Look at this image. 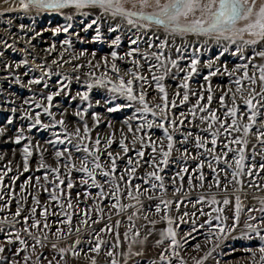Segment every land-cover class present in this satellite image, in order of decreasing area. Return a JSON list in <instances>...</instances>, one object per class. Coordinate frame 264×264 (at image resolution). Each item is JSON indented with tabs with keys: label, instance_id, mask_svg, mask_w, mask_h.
Returning a JSON list of instances; mask_svg holds the SVG:
<instances>
[{
	"label": "snow or ice",
	"instance_id": "6c2138e0",
	"mask_svg": "<svg viewBox=\"0 0 264 264\" xmlns=\"http://www.w3.org/2000/svg\"><path fill=\"white\" fill-rule=\"evenodd\" d=\"M130 5V6H126ZM19 10L29 13L35 12L37 15L41 13L61 12V10L68 8H75L82 10L85 8H99L102 13L110 15L113 19L120 17L130 27L138 30L142 29L146 32L150 31L153 26L158 29H163L165 34L164 39L156 45L153 38H149L148 48H158L159 51L145 52L143 56L145 59L149 57L154 58L157 63L149 66V71L158 69L161 71L160 75L153 74L151 79L156 84V90L160 93L159 99L163 103H156L150 106L146 100V91L141 90L137 96L134 94L133 81L128 80L126 83L123 77H120V84L117 87L113 85L110 91L120 93L122 96L126 95L129 101H138L140 108L137 112L141 113L139 119L142 121L133 129L130 121L136 118L132 117L123 121L127 125V131L133 133L131 140V147L126 143V137L123 130H121L122 138L119 141L121 152L113 153L110 151L111 145L114 143V134L107 137L104 147L101 148V138H97L91 143H85L86 140H91L89 135L91 129L85 122L83 125V134L81 129L77 127L74 132H68L64 127V138L56 136L54 141L49 143L54 144H72L75 139L78 141L74 145L77 152H82L83 155L77 158L73 156L68 148L63 150H56L54 152V159L56 167H52L44 162L41 156L40 162L36 171L44 170L43 183L40 176L35 177L36 194L28 192V188L32 187L33 177H28L24 184L20 186L21 195L17 197L12 185L19 179V175L12 178V185H8L9 193L5 194L4 178L12 171L8 167L6 171L0 172V213L7 212L6 216L0 217V235H4L5 239L0 241V264H70L69 256L75 260H79L81 256L85 258L88 264H99V257L103 256L107 264H188L182 253L187 251L186 246H191L189 242L195 240L193 233H198L199 229L208 225V232L205 238V244H215L204 253L203 256H191L192 264H206V261L212 257L213 252L219 247L220 241L229 233L236 230L237 225L241 223L242 213L247 212L248 215L244 219L243 224L246 229L242 236L245 239H258L259 245L255 249L247 248L250 255L249 264H264V197L260 199V208H253L246 206L244 199L248 198L245 188L253 191H264V120L259 117L264 116V62L256 64L254 61L259 58L264 61V0H18ZM151 9V11H146ZM15 10V9H9ZM71 19V17H68ZM11 23V21H9ZM242 24V26H241ZM97 25L96 35L94 40H100L101 33L98 26V20L93 19L90 24L84 29L87 31ZM71 24L63 27H57L53 30V34L61 31L68 32ZM120 25H109V32H118ZM20 30H24V25H20ZM195 35L196 37H205L207 40H214L217 43L226 41L230 45H236V51L233 55H239L240 60H247L233 69L234 74L237 70L242 69L243 74L237 76L232 83L235 86V91L229 89L232 93V107H228L225 116L232 117L231 123L226 120H221L216 111L211 109L213 96L211 95V87L208 88L209 95L207 96V103L201 104L205 99L201 93L197 100L188 111L189 115L194 119L197 118V112L206 113L200 115L198 119L201 124L206 125L201 132H207L208 137L200 134H193L192 131L182 133V139L179 140L180 145H185L194 137V143L197 150L204 149V152H198L193 156V160H197V166L192 171L197 175H189L187 178L188 191H185L183 181L184 174L189 172L187 166L180 167L179 170L171 177L170 183H166L165 176L162 173L168 167L173 150L180 153L177 160H183L185 163L191 153L184 147L183 151L176 148V141L174 140L175 133L179 130L177 127V120L169 118L168 115V93L162 81L166 75L173 69L178 68V60L171 59L164 54V49L171 46L175 47L177 53H181L186 45H175L173 40L172 45H169V38L175 36ZM37 36L40 33H36ZM247 35L249 39H244ZM155 39L159 37L153 34ZM120 36H116L112 40L113 45H119ZM207 40L205 42H207ZM240 41L241 43H237ZM139 37L131 41L133 45L138 44ZM65 44L70 41L65 40ZM6 48H11L12 45L5 43ZM53 45V49H54ZM203 45H201V48ZM251 47L252 55L245 56L244 49ZM201 48L193 47V56L187 66V74L184 76L183 82L179 87L184 89L183 98L180 104H184L189 100V85L187 81L193 73L198 71L197 65L200 63L199 56L196 55L201 51ZM224 48L219 55H223L227 51ZM133 52H139L138 48H134L127 53L132 56ZM85 55L82 51L80 56ZM95 56V53H93ZM112 59L115 61L118 57L116 51L111 52ZM79 59V57H75ZM184 57L181 55L180 59ZM219 59V56H217ZM55 64L56 61L54 60ZM139 67V61H134ZM214 61H208L204 67L211 69ZM27 64V60H22L17 67ZM171 65V67H169ZM9 67V66H6ZM98 67V65H97ZM251 67L253 71L251 74L248 69ZM113 71L118 72L115 63L111 65ZM185 71V69H179ZM227 70V69H225ZM218 71V69H217ZM217 71H210L204 77L205 81L209 80L210 76L217 74ZM257 73L259 75H257ZM48 73H45L47 75ZM138 80L147 83V78L133 73ZM78 79V78H77ZM40 79L29 80L28 83L39 84ZM111 84V80L106 81V77L102 76L96 79L95 84L104 85ZM19 83V80H17ZM64 87H67L65 85ZM93 84L89 83L88 88L91 89ZM258 88V90H257ZM57 92L55 95H59ZM196 95L195 92L191 93ZM81 100H88V92L77 93ZM180 93L177 92L176 96ZM219 97L221 107H224L225 96ZM237 95L243 100L246 107L245 113H240L236 106ZM53 95L47 96L49 103L52 101ZM25 104L29 101L25 100ZM101 101H97L100 104ZM108 103V101H104ZM91 106V105H90ZM131 104H116L114 107H108V112H118L123 107H131ZM36 107H40L39 104ZM171 107H178L176 97L171 101ZM12 112L17 109L13 107ZM87 112V109L83 110ZM44 112L52 115L47 107ZM239 113V115H238ZM84 119L83 113L78 111L75 113ZM147 114H151L153 120L146 118ZM182 119L179 120V125L183 126L188 117L180 114ZM247 117V123H243L244 116ZM28 119H33L32 116L25 112ZM156 118L159 119V128L163 130V138L157 143L152 140L151 136L145 133L144 135H137L143 129H151L156 123ZM93 128L100 123L99 117L96 113L92 114ZM193 121H188L192 123ZM13 120L8 118L7 124L11 125ZM40 114L36 113L34 122L29 126V130L36 125H40ZM55 124L64 126V120L55 121ZM259 124L256 128L255 135L257 144L252 145V160L253 163L249 166L245 163L246 146L249 144L248 137L251 130ZM47 129L49 125H41ZM112 127L111 122L108 124ZM169 128L172 130L169 131ZM7 129L0 127V137H3ZM232 133L242 135L232 136L230 140L223 144L224 151L222 156L216 154L219 137L231 136ZM145 136H147V143H145ZM25 137L22 134L16 135L14 143L19 144ZM166 140V145L164 141ZM28 144L24 145L22 150L23 172H29V157L32 151ZM211 144V148L207 147ZM139 144V150L136 145ZM237 145V148L231 147ZM260 146V151L257 152V146ZM151 146L152 156L149 160H144L146 152L144 149ZM135 152V156H129L130 152ZM106 153L107 160L102 161V154ZM229 153H235L232 161H229ZM205 154H207L205 156ZM260 156L261 162L256 163V157ZM4 157L0 156V160ZM63 158V163H62ZM126 158V164L121 170L118 166V161ZM207 159V167L212 173L211 182L206 180L203 168L205 167V160ZM215 161V165L213 164ZM223 163L225 168H220L218 165ZM147 164L151 169L146 171L144 176L137 175V170ZM61 167L66 171L61 172ZM19 168V165H17ZM73 172H79L83 175L80 177L79 185L76 184L72 178ZM223 173V178L221 177ZM22 175V173H20ZM52 179H49V176ZM247 175L251 178L247 184L243 177ZM62 176L64 178H62ZM259 178V181H257ZM136 180H141L142 183H134ZM179 180V183H178ZM207 184L208 191L197 196L193 207L196 204L208 205H223V207L213 208L216 216L208 215V219L203 223L197 225L196 219H191L192 227L189 231L180 233L181 224L188 223L185 217H195L196 213H188L187 211L180 214V208L186 206L185 202L192 203L189 199L193 189H204ZM82 186L83 193L77 192L76 196H72V189ZM65 187L67 193H65ZM216 188L218 192H212L211 189ZM51 189V190H49ZM91 189H97L93 195ZM231 189V191H229ZM40 193L48 194V202L42 205L39 198ZM170 193V195H169ZM222 194V200L217 199V196ZM243 196V198H242ZM31 198L32 206L27 207V201ZM83 197V200H82ZM255 199V197H252ZM13 200L16 203L15 212H11L10 205ZM91 200V206L86 201ZM234 200V203H233ZM109 201L105 206L104 202ZM145 201L148 203L146 204ZM155 201L154 211L151 202ZM83 203V207L81 206ZM231 207V217L225 215L226 210ZM40 208L37 216V209ZM58 208L59 211L53 209ZM147 209V210H145ZM175 209L177 216L171 215ZM27 211L28 215H23ZM259 212L257 216L254 213ZM205 215L203 211L200 213ZM50 216H56L57 220L49 222ZM113 216L119 217L113 222ZM126 216L127 223L124 217ZM75 219V224H74ZM231 220V224L227 221ZM179 220V223H176ZM217 221L213 224L212 221ZM139 222V223H138ZM165 224L166 226L158 229V224ZM17 225H20L17 228ZM55 230L53 231V226ZM96 225H102L97 228ZM5 226L8 230L5 231ZM123 229V231H121ZM85 234L87 239H85ZM254 234V235H253ZM18 244L15 249L9 248V245ZM149 245L157 249L156 258H148ZM193 251L200 252L204 245L197 242L194 244ZM45 250H49L52 255H45ZM235 251V249H233ZM216 264H220L219 260Z\"/></svg>",
	"mask_w": 264,
	"mask_h": 264
},
{
	"label": "rangeland",
	"instance_id": "374dc122",
	"mask_svg": "<svg viewBox=\"0 0 264 264\" xmlns=\"http://www.w3.org/2000/svg\"><path fill=\"white\" fill-rule=\"evenodd\" d=\"M163 2V0H161ZM259 4V0H258ZM126 6H130L127 5ZM10 9V8H9ZM7 10L6 8L0 9V17L2 15H12V16H22L25 14V12L19 10V8H13L15 10ZM12 9V8H11ZM80 11V10H79ZM81 11L83 12H95V11H102L99 8H85L82 9ZM146 11H151V9H146ZM30 13V12H29ZM35 13V12H34ZM52 13H57V12H52ZM45 14V16H48L49 14ZM106 17L110 20L111 16L106 14ZM120 19V17H118ZM115 20V19H114ZM46 24V23H44ZM43 24V25H44ZM42 25V26H43ZM242 26V24H241ZM142 30V29H141ZM140 30V32H141ZM128 31L132 32H137L139 31L136 28L129 27ZM152 31V32H151ZM151 33L148 32V35H153L155 33L163 35V29H158L155 26H153L150 30ZM139 33V32H138ZM135 34V33H133ZM145 40H147L146 35H144ZM192 36L195 35H185V36H175V38H183L185 39L186 42L183 44L186 45V48L182 49L181 53H177L175 50V47H169L164 49V54L166 56H169L171 59H177L178 60V68H173L165 77V79L162 81V83L165 85V89L168 93V101H169V107H168V115L169 118H175L177 120V127L178 131L175 133L174 140L176 141V148H180L181 151H183V148L186 147L191 155H189L187 162L181 160H177V157L180 155V153L176 152L175 149L173 150V154L170 160V163L167 168H165V171L162 173V175L165 176L166 183H170L171 177L179 170L180 167L187 166L189 168V172L184 174L185 179L183 181L184 184V189L185 191H188V186H187V178L189 175H197V173L193 172L192 170L196 168L198 161L193 160L192 157L196 156L198 152H204V149H199L197 150L195 147L194 143V137L190 140L189 143L185 145H180L179 140L182 139V133H186L188 131H192L193 134H200L201 136L208 137L207 132H201L202 128H206V125L201 124L200 120L198 117L200 115H205L206 113H199L197 112V118L193 120V118L189 115V109L196 104V100L198 96L203 93L205 99L201 101V104H206L207 103V96L209 95L208 88L211 87V95L213 96V100L211 105L209 107L213 110L216 111L217 116L221 120H226L227 123H231L232 117L230 116H225L224 117V112L226 113L228 107H232V93L229 92V89L231 88L232 91H235V86L232 83V81L237 77L241 76L243 74V70L239 69L237 70L234 74L230 75V73H233V69H236L238 65L247 63V60H240L239 55H233L236 51V45H230L226 41H220L217 43L216 41H211L203 39L199 40V38L194 39L193 42L191 43ZM247 35L244 36V39H249ZM108 39V38H107ZM207 40V42L205 41ZM155 38L153 39V42H155ZM89 42V41H88ZM237 43H241L240 41H237ZM148 44V42H147ZM146 44V45H147ZM180 45H183L182 43H179ZM192 44V45H191ZM88 45V43H87ZM86 45V46H87ZM175 45H177V42L175 41ZM201 45L203 47L201 48ZM85 46V45H84ZM139 46V45H138ZM148 46V45H147ZM178 46V45H177ZM24 45L19 44H14L13 48L10 50L11 53H6V51L0 50V71L2 75L5 76L7 81H12L9 85H0V127H5L7 129L5 135L3 137H0V156H3L4 158L0 160V172L6 171L8 167L12 168V171L8 173V175L4 178L3 184L4 188L3 191L5 194L9 193V188L7 187L8 185H12V178L14 176L19 175V179L16 180L15 184L12 185V188L14 189L17 197L21 195L20 192V186L24 184L25 180L28 177H33L32 181V187L28 188V192L32 194H36V189H35V177L40 176L41 181L43 183V174L44 170L41 169V171L37 172L36 168L39 165L41 156H43L44 162L48 165H51L52 167H56V161L54 159V152L56 150H63L64 148H68L73 156L77 158V163L79 160V157L83 155L82 152H77L74 145L78 143L75 139L73 140L72 144H68L65 142V144H54V143H49V141H54L56 139V136H60L61 139L64 138V127L67 128L68 132H74L77 127L81 129V133L83 134V125L86 122L91 129L89 135L91 137V140H86L85 143H91L93 142L96 138L97 135L100 136L101 138V148L104 147V144L106 142V139L108 136L114 134V143L110 147V151H112L114 154L117 152H121L120 146H119V141L122 138L121 135V130H123L124 136L127 138L126 143L129 144L131 147V140L133 138V133H129L127 131V125L123 123L124 120L129 119L130 117L133 116V114L136 115L135 119H132L130 123L133 126V129H135L136 125L141 123L142 121L139 119L141 113L137 112V109L140 108V104L138 101H129L126 97V95L122 96L120 93H114L110 91L113 85H116L117 87L120 84V75H117L115 72H108L107 73V80H111L112 83H105L104 85H97L95 84V81H84L83 78H79L78 80H74L73 77L78 76L75 71L67 70V68H62V73L61 75L55 74V77L57 78L58 81V86L54 87H48V83L52 79L53 75V70L52 69L51 73H48L50 70L48 68V65L45 63L44 59L40 60L38 57L29 55V54H24L27 52L26 50L22 49ZM131 47V46H130ZM135 47V46H134ZM193 47L196 48H201V51L197 53L196 55L199 56L200 63L197 65L198 71L196 73H193L192 76L189 78L187 81L189 85V100L186 101L184 104H180V100L183 98L184 94V89L179 87L181 83L183 82L184 76L187 74V66L191 61V58L193 56ZM227 47V51L224 52V54L221 56L219 55L222 51H224V48ZM142 49V47H139ZM8 49V48H6ZM145 48H143L144 51ZM154 51H158L157 49H150ZM109 51H113V49H109ZM3 52V53H2ZM15 52V53H14ZM110 52H107V54H110ZM176 52V53H173ZM2 53V54H1ZM183 56V59H180V56ZM244 55L251 56L252 55V49L251 47H246L244 49ZM8 56V57H7ZM23 56V57H21ZM217 56H219V59H217ZM63 57V56H62ZM144 57V56H142ZM27 60V65H21L17 67L18 64L23 60ZM140 58V57H139ZM4 59V60H3ZM60 59V58H59ZM57 59V60H59ZM67 57H64V60L66 61ZM142 61L143 63L139 64L140 70L137 72L142 73V76L147 78V83L144 81H139L136 80L137 85H138V91L135 94L139 93L143 89L146 91V100L149 103L150 106H153L156 103H163L159 99L160 93L156 90V84L154 81H152L151 77L153 74L155 75H160L161 71L156 69V71H149V66L153 64V61L155 60L154 58H151V61L145 60H136V58H133V61ZM214 61L212 68H206L204 65L208 61ZM67 62V61H66ZM257 65L264 62L261 61L259 58H257L254 61ZM157 63V61H156ZM29 67L34 71L32 72L33 76H39L36 74H40L41 79L39 84H32V91L29 90L27 91L26 87L28 88V79L26 78L27 75L24 72L27 73L28 70H26V66ZM9 66V67H6ZM171 67V65H169ZM4 68V69H3ZM102 68V67H100ZM134 69H137L138 66L136 64L133 65ZM179 69H185V71H180ZM218 69V71H217ZM227 69V70H225ZM210 71H217V74L214 76H210L208 81H205L204 77L209 74ZM249 73L253 71L251 67L248 69ZM135 72L136 74H138ZM158 72V73H157ZM7 75H6V74ZM22 75H21V74ZM45 73H48L45 75ZM81 73V72H80ZM21 76H19V75ZM52 74V75H51ZM64 76H63V75ZM125 74H123L124 77ZM133 75V74H132ZM140 75V74H138ZM257 75H259L257 73ZM71 76V77H70ZM97 76L102 77V74H97ZM53 77V78H55ZM67 77V78H66ZM98 77V78H99ZM136 77V76H135ZM22 78V79H21ZM46 78V79H45ZM69 78V79H68ZM72 78V79H71ZM97 78V79H98ZM59 79V80H58ZM71 79V80H70ZM94 79V78H93ZM17 80H19V83H17ZM74 82H73V81ZM22 81V82H21ZM44 81V82H43ZM79 81V83H78ZM126 81V80H125ZM77 82V83H76ZM54 84V82H51ZM84 84V85H81ZM91 83L93 84L92 88H98V89H103L106 92L102 91V96L100 97H93L89 99L92 101L90 102L88 100H81L80 97L77 95V93H82V92H88V94L91 95L90 89L88 88V84ZM149 83V84H148ZM68 84V85H67ZM152 84V85H150ZM67 85V87H64ZM107 85V86H106ZM152 88H149L150 86ZM142 86V87H141ZM36 88V89H35ZM60 88V90H59ZM63 88V90H62ZM74 88V89H73ZM140 88V89H139ZM38 89V90H37ZM48 89V90H47ZM218 89V90H217ZM74 90V91H73ZM134 90V89H133ZM258 90V88H257ZM49 91L48 93L45 92ZM51 91V92H50ZM44 92V93H43ZM61 93L59 95H55V93ZM179 92L180 95L176 96V93ZM195 92L196 95H192L191 93ZM39 93V94H38ZM225 93H228V95L225 96V101H224V107H221L219 97L221 95H224ZM44 94V95H43ZM48 94V95H46ZM54 94V95H53ZM53 95V99L55 98L58 103L63 105L64 107L68 108V112H64L63 109L60 110V108L55 107H47L46 103H49L47 100V96ZM92 96V95H91ZM138 96V94H137ZM176 97V103L178 107L172 108L171 107V101L173 97ZM39 98V100H38ZM60 98V99H59ZM27 100L29 103L25 104L24 101ZM32 100V101H31ZM97 101H101L100 104H97ZM104 101H108V103H104ZM39 104L40 107H36V105ZM116 104H131V107H123L120 109L118 112H108L107 108L108 107H114ZM91 105V106H90ZM236 106L239 108L240 113H245L246 112V107L243 103V100L240 98L239 95L236 97ZM15 107L17 109L16 112H12L11 109ZM47 107L49 109V112L52 115H49L44 112V108ZM87 109V112H84L83 110ZM55 110V111H53ZM28 112V115L32 116L33 119H28L25 116V112ZM82 112L84 119L81 120L79 116H77L75 113L76 112ZM222 112V113H221ZM36 113L40 114V120L41 124L36 125L34 128H31L29 130V126L34 122L35 115ZM96 113L99 117L100 123L96 125V127L93 128V120H92V114ZM181 113H184L187 117L188 120L185 121L183 126L179 125V120L182 119ZM239 115V113H238ZM11 117L13 120V123L11 125L7 124L8 118ZM151 117V118H150ZM146 118L148 120H153L154 118L151 116V114H147ZM64 120V126H61L59 124H55V121L58 120ZM260 120H264V116L259 117ZM109 121L112 124V127L109 128L108 124ZM188 121H193L191 124L188 123ZM243 123H247V117L246 115L244 116ZM49 125L47 129L43 128L41 125ZM159 124V119L156 118V123L151 129L145 128L142 130L141 133L137 135H144L147 133L148 135L151 136L152 140L159 141L163 138V130L159 128L157 125ZM260 127L259 124H257L252 130L251 133L248 137L249 144L246 146V151H245V156L246 160L245 163L248 164L249 166L253 163L252 160V145L257 144V141L255 139V135L252 133L256 132V128ZM22 130V134L25 137V139H22L19 144L14 143L16 135L20 134ZM172 129L169 128V131ZM264 130V129H262ZM237 135H242V133L237 134V133H232L231 136H224L219 137L218 140V146L216 149V154L221 155L223 154L224 151H227V149L223 148V144L226 143L228 140L232 138V136H237ZM210 139V137H208ZM29 140L31 143L29 144V148L32 151V155L29 157V172H23V159H22V150L24 148L25 144L29 143ZM145 143H147V136H145ZM166 145V140L164 141ZM207 147L211 148V144L209 143ZM234 149L237 148V145H231ZM140 145H136V149L139 150ZM260 146H257L256 151L259 152ZM144 151L147 153L146 156L143 158L144 160H149L150 157L153 155L151 152V146H148L144 149ZM129 156H135V152H130L128 154ZM207 154H205L206 156ZM235 155V153H229L228 159L229 161H232V157ZM107 160V155L106 153L102 154V161ZM261 158L260 156L256 157V163H260ZM62 163H63V158H62ZM126 164V158L118 161V166L119 169H123L124 165ZM214 166L215 161H213ZM17 165H19V168H17ZM220 168H225L226 165L223 163H220L218 165ZM151 169L148 168L147 164H144L142 167H140L137 170V175L142 177L144 176L146 171H149ZM66 170L61 167V172L64 173ZM203 171L206 176V180L208 182H211L212 179V173L210 169L207 167V159L205 160V167L203 168ZM22 173V175L20 174ZM82 173L79 172H73L72 173V178L75 180L76 184L79 185L80 183V177L82 176ZM261 176H264V173H261ZM221 177L223 178V173H221ZM62 178H64L62 176ZM49 179H52V176H49ZM245 183L249 182L251 180L250 177L245 175L243 177ZM257 181H259V178H257ZM134 183H142L141 180H136ZM179 183V180H178ZM51 190V189H49ZM65 193H67V188L65 187ZM72 191V196L75 197L77 192L83 193V187L78 186ZM97 189H91L92 194L94 195L96 193ZM208 191L207 189V184L205 185L204 189L196 188L193 189L189 199L192 201V203H187L185 202L186 206H182L180 208V214H183V212L187 211L188 213H196L195 217H185V220L188 221V223H183L180 226V233L183 234L185 231H189L192 227L191 224V219H196L197 225L203 223L205 220L208 219L207 214H211L213 217L217 215V213L213 212V208L215 207H223V205H208L207 203L204 204H196L195 207H193V204L195 203V200L197 196H199L201 193H206ZM212 192H218L219 190L216 188L211 189ZM231 191V189H229ZM245 192L248 194V198L244 199V203L246 206L253 207V208H260V199L264 197V191L260 190H251L245 188ZM170 195V193H169ZM255 197L253 199L252 197ZM39 198L42 202V205L48 202V194L47 193H40ZM243 198V196H242ZM217 199L222 200V194L217 196ZM83 200V197H82ZM86 203L91 206V200H87ZM109 203V201H105L104 204L105 206ZM147 204L148 202L145 201ZM153 205L152 210L154 211V204L156 203L155 201L151 202ZM234 203V200H233ZM32 206V201L31 198L29 197L27 201V207L30 208ZM82 207L84 206L83 203L81 205ZM10 210L11 212H15L16 210V203L13 200L12 204L10 205ZM41 209H37V216L39 215V211ZM55 211H59L58 208L53 209ZM147 210V209H145ZM201 211L205 213V215H201ZM8 213L3 212L0 213V217L6 216ZM255 215L259 216L260 213H254ZM23 215H28V212L25 211ZM171 215L173 217L177 216V213L175 209H173ZM225 215L231 217L232 215V209L229 207ZM248 213L244 212L242 213L241 216V223L237 225V228L235 231L227 234L219 243V247L216 248V250L213 252L212 257L209 258L208 261H206V264H216V261L219 260L220 264H249L250 261V255L245 249L247 248H253L255 249L259 245V240L258 239H252L248 240L243 238L242 234L243 232L246 231L244 228L243 221L247 217ZM119 217L113 216V222L115 219ZM125 223H127L126 216L124 217ZM57 220L56 216H50L49 217V222ZM139 223V222H138ZM176 223H179V220H176ZM213 224H216L217 221L213 220ZM228 224H231V220L229 219L227 221ZM74 224H75V219H74ZM165 224H158L157 228L161 229L165 227ZM20 225H17V228H19ZM97 228L102 227V225H96ZM8 228L5 226V231H7ZM55 230V225L53 226V231ZM123 231V229H121ZM208 232V225L205 224L204 228L199 229L198 233H193V235L196 237L195 240H191L189 244L191 246H186L187 251L185 253H182L185 257V259L188 260V264H192L191 256H197L201 257L204 255L206 251H208L210 248H213L214 244L216 243L215 240H213V244H205V238L206 234ZM254 235V234H253ZM5 236L0 235V241L4 240ZM85 239H87V235L85 234ZM201 243L204 245L203 250L200 252H195L193 251V247L195 243ZM9 248L15 249V247H18V244L14 245H9ZM235 249V251H233ZM157 249L152 248L151 245H149V251L147 253L148 258H156V253ZM45 255L51 256L52 253L49 250H45ZM69 262L70 264H88V262L85 260L83 256L79 258V260H75L71 256H69ZM99 259V264H107L106 259L101 256L98 258ZM122 264V261H121ZM144 264H147L145 261Z\"/></svg>",
	"mask_w": 264,
	"mask_h": 264
},
{
	"label": "bare ground",
	"instance_id": "6f19581e",
	"mask_svg": "<svg viewBox=\"0 0 264 264\" xmlns=\"http://www.w3.org/2000/svg\"><path fill=\"white\" fill-rule=\"evenodd\" d=\"M3 8H6L7 10L9 8L10 9L11 8L12 9L18 8V0H0V9H3ZM48 14H49L48 16H45V14H42V13L37 15L33 11L30 13H25L22 16H17V15L12 16L13 14L10 16L9 15H6V16L2 15V17H0V50L6 51V53H8V51H9V53H11L10 50L13 48L14 44H19V46L24 45V47L22 49L27 51L24 54H29V55L38 57L40 60L44 59L45 62L49 63V66L52 69L55 68L52 72L53 75L51 74L52 79L47 80V81H49L48 87L58 86V81H57V78L55 77V74L61 75V73H62L61 72L62 68L60 69V63L64 60L65 56H67L66 61H71V62H72V60H76V58L69 57V55H68L69 51H67L65 49V47L63 46V44L61 42L62 41L61 35L63 37L64 32L61 31V32L56 33L54 35L53 30L57 27H61L59 20L61 21L63 19L67 22V24L72 25V27L69 28V30L67 32L68 34L73 35L75 32L81 33L83 31H85L84 29L86 28V26L88 24H90L92 22L93 19H96V20H98V26H99L101 37H102L101 42H100L102 47L107 48V49L111 48V49H113V51L117 52L118 57H123V59L117 58L115 60V62L119 66L120 65L126 66L128 63L127 61L131 62L132 65H128L130 69H125L124 73L122 72V74H125L123 78H125L126 80H132L133 81L132 87H134V91H138V88H137L138 87V85H137L138 81L136 82V80H138V79L135 77V75H132L133 73H135L134 71H132L133 70L132 66L135 64L134 63L135 60L133 61L132 59L136 58L139 60H143L144 59V57H142L143 53L152 52V50H150L147 46L148 45L147 42H149V38L154 39L153 35H148V32L151 33L152 31L151 32L148 31L146 33L144 30H141V29H140L141 32H140V30L137 32L128 31L130 26L124 20H122L121 18L118 19V17L115 18V20L112 17H110L111 19L109 20L106 17V14L102 13V11L83 12V11H81V10L79 11L78 9H75V8H68V9L61 10V12H57V13L51 12ZM57 16H59V20L57 19ZM68 17H71V19H68ZM15 19L16 20L19 19L22 21L16 23ZM23 19H25V20H23ZM9 21H11V23H9ZM24 21H27V23H25ZM44 22L45 23L48 22V23L43 25ZM21 24L24 25L23 31L20 30ZM116 24H119L121 26L120 30L118 32H114V33L109 32L108 31L109 25L115 26ZM96 28H97V25H93V27L90 28V30L93 32L92 34L94 36L96 35ZM36 33H40V35L37 36ZM133 33H135V34H133ZM144 35H146L147 40H145ZM116 36L121 37L119 45H113L112 44V40H114ZM156 36L159 37V39H155L156 41L154 43L156 45H159V43L164 39L165 34L160 35V34L156 33ZM138 37H139L138 44L133 45L131 43V41L134 39H137ZM196 38L197 39L199 38L200 41L203 39H206L205 37L192 36V39L190 42L192 43L193 40ZM173 40L177 42L178 46L180 45L179 43L183 44L184 42H186L185 39H183V38L173 37V38H169V45H172ZM211 41H213V40H211ZM5 43L8 45H12V47L6 49ZM185 44H183V45H185ZM53 45L55 46L54 49H53ZM86 45L87 44H85V46L83 45V49L77 50V52H75V54L80 55V53L83 51L85 53V55H83V60L86 59L87 61H94L95 63H97L99 61L100 64L107 63L108 61H114L112 59V56L108 57L105 51L100 50V48H98L99 46L97 43L91 44V42H90V43H88L87 46ZM139 47H142V49ZM134 48L141 49V52L140 51L139 52H133L132 56H128L127 53ZM143 48H145L144 51H143ZM155 49H157L159 51L158 48H155ZM93 53H95V56H93ZM21 57H23V56H21ZM22 59L24 60V58H22ZM57 59H59V60H57ZM54 60L56 61L55 64L53 63ZM145 60L151 61V57H149L148 59H145ZM79 62H81L83 65H85V62H83V61H79ZM119 69H122V68H119ZM92 70L93 71H90V70H87V69H85L79 65H76L75 70H73V71H75L77 73V75L83 79L90 78V81L92 82L99 77V76H97V74H100L95 69H92ZM31 71H33V70L29 66L27 73L24 72L25 74H23V75H27L26 78L28 79V81L32 80V79H41L40 74H36L39 76H33ZM21 75H19V76H21ZM78 76L73 77L74 80L77 81ZM53 77H55V78H53ZM11 82L7 81L5 76L2 75V73L0 71V85L1 84L2 85L7 84L10 86V84H12ZM51 82H54V84H52ZM78 83H79V81H78ZM81 85H84V84L81 83ZM28 86H29V83H28ZM32 86L33 85L31 84L28 88L26 87L27 91L31 90ZM59 90H60V88H59ZM62 90H63V88H62ZM135 93L136 92H134V94ZM137 94L139 95V93H137ZM46 95H48V94H46ZM38 100H39V98H38ZM60 103H58V101H56L54 98V99H52V101L50 103H46V106L47 107H53V109L55 107H57V108H60V110L63 109L64 112L70 113V111H68V108L64 107L63 105H61L62 103L61 104ZM53 111H55V110H53ZM224 117H225V112H224ZM223 137H224V135H223Z\"/></svg>",
	"mask_w": 264,
	"mask_h": 264
},
{
	"label": "built area",
	"instance_id": "2783aa9c",
	"mask_svg": "<svg viewBox=\"0 0 264 264\" xmlns=\"http://www.w3.org/2000/svg\"><path fill=\"white\" fill-rule=\"evenodd\" d=\"M46 14H48V13H46ZM57 19L59 20V16H57ZM16 20V19H15ZM23 20H25V19H23ZM20 21H22V20H16L15 22L17 23V22H20ZM25 23H27V21H24ZM45 23V22H44ZM43 23V24H44ZM46 23H48V22H46ZM59 23H60V26L61 27H63V26H65V25H67V22L65 21V20H59ZM45 25V24H44ZM93 32L90 30V29H88L87 31H83V32H81V33H77V32H75L73 35L71 34H68L67 32H64V34H63V37H62V35H61V42H62V44H63V46L65 47V49L67 50V51H69V53H68V55H69V57H72V58H75V57H79V59H76V60H72V62L71 61H65V60H63L61 63H60V67H62V68H67V69H69V70H75V66L76 65H79V66H81V67H83V68H85V69H87V70H90V71H93L92 69H95L98 73H100V74H102V76H104V77H106L107 78V73L108 72H115L117 75H120V77H123V74H122V72L124 73V70L125 69H130L129 68V66L128 65H132L131 64V62L130 61H127L128 63H127V65L126 66H122V65H118L115 61H108L107 63H104V64H100V62L98 61L97 63H95L94 61H87L86 59L85 60H83V56H80V55H77V54H75V52H77V50H80V49H83V45H85V44H87V43H90L91 42V44H98V48H100V50H103V51H105L106 52V54H107V52H110L109 51V49H107V48H104V47H102V45H101V39L100 40H94L93 39V37H94V35L92 34ZM65 40H69L70 41V46H69V44H65L64 43V41ZM89 41V42H88ZM103 48V49H102ZM139 51L141 52V49H139ZM112 52V51H111ZM111 52H110V54H107V56L109 57V56H111ZM173 53H176V52H173ZM65 57H67V56H65ZM133 60V59H132ZM136 60H138V59H136ZM79 61H83V62H85V65H83L81 62H79ZM105 61V60H104ZM47 65H48V68H49V72L48 73H51V71H52V68L49 66V63H47V62H45ZM113 63H115L116 64V66H117V69L119 70L118 72H116V71H113L112 70V68H111V65L113 64ZM141 63H143L142 61H140L139 62V64H141ZM136 64V63H135ZM156 64V60H154L153 61V64L152 65H155ZM97 65H98V67H97ZM100 67H102V68H100ZM133 67V66H132ZM119 68H122V69H119ZM133 70L132 71H134V72H137L138 70H140L141 68H140V66L137 68V69H134V68H132ZM26 70H28V67H26ZM153 71H156V69H153ZM138 74H140V75H142V73H139V72H137ZM144 76V75H143ZM79 78H80V76H78ZM100 78V77H99ZM124 79V81L126 80L125 78H123ZM90 80V78H85L84 79V81H86V82H88ZM128 80H126L125 81V83L127 82ZM149 84V83H148ZM150 85H152V84H150ZM107 86V85H106ZM149 88H152V86H150ZM74 89V88H73ZM133 89H134V87H133ZM102 91L103 92H106L105 90H103V89H98V88H91L90 89V92H91V95L90 94H88V96H90V98H93V97H100V96H102ZM89 101L90 102H92L90 99H89Z\"/></svg>",
	"mask_w": 264,
	"mask_h": 264
}]
</instances>
